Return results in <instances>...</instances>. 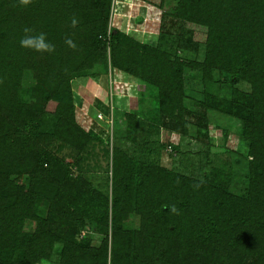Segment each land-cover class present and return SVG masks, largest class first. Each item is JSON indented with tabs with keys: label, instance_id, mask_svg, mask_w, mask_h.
<instances>
[{
	"label": "trees",
	"instance_id": "obj_1",
	"mask_svg": "<svg viewBox=\"0 0 264 264\" xmlns=\"http://www.w3.org/2000/svg\"><path fill=\"white\" fill-rule=\"evenodd\" d=\"M110 1L0 0V264H39L55 242L59 264H264V0H175L163 11L161 20L186 27L178 31L185 47H196L194 27L204 28L202 61L109 27ZM25 29L45 33L54 50L22 47ZM107 43L111 67L155 89L152 117L164 138L155 161L115 148L102 192L74 175L80 156L67 163L59 151L81 150L91 138L75 120L72 81L102 74L95 67ZM184 67L250 85L249 92L200 101L205 120L208 109L241 120L250 157L244 193L161 164V151L176 148L168 134L187 133ZM140 112H124L131 139ZM131 211L139 215L136 228L124 225ZM27 221L34 222L28 232ZM91 227L105 232L96 246L78 238Z\"/></svg>",
	"mask_w": 264,
	"mask_h": 264
},
{
	"label": "rangeland",
	"instance_id": "obj_2",
	"mask_svg": "<svg viewBox=\"0 0 264 264\" xmlns=\"http://www.w3.org/2000/svg\"><path fill=\"white\" fill-rule=\"evenodd\" d=\"M175 0H118L110 1L108 26L116 27L140 42H149L161 49L178 55L184 61H202L204 57V28L194 27L196 47L179 43L178 31H186L181 21L175 18L161 20L163 11L170 12ZM113 7V8H112ZM116 8V9H115ZM161 26V27H160ZM107 31V35H108ZM102 74L89 78L77 76L72 81L75 120L91 138L81 150L62 148L59 155L69 163L80 156V164L73 165L74 175L80 173L83 184L106 192L109 189L112 155L115 148L122 149L139 159L156 160L160 152L159 140L164 138L162 128L156 126L152 117L151 100L155 89L148 88L143 82L111 67L109 45L105 47V60H102ZM182 76L185 86L183 99L184 121L187 133L170 132L167 139L176 146L161 151V164L195 178L221 180L229 192L244 193L248 181V161L246 142L241 137V120L218 110H206V119L201 113L205 95L219 98L229 97L232 92H249L250 85L245 81L231 83L216 70L210 78H205L200 68L184 67ZM113 88L114 113L112 129L106 135V123L97 120L95 114L107 113L108 91ZM48 108H53L50 102ZM138 110L136 130L133 139L127 134L124 112ZM207 121V126L205 128ZM223 130H226L224 135ZM150 148L151 151L145 149ZM80 151V152H79ZM139 215L134 211L128 214L124 225L128 228L138 226ZM34 222L27 221L25 231H30ZM109 229L107 235L109 236ZM104 230L96 227L81 229L78 238H88L90 244L98 245ZM61 243L55 242L49 259L39 264H59L57 262Z\"/></svg>",
	"mask_w": 264,
	"mask_h": 264
},
{
	"label": "clouds",
	"instance_id": "obj_3",
	"mask_svg": "<svg viewBox=\"0 0 264 264\" xmlns=\"http://www.w3.org/2000/svg\"><path fill=\"white\" fill-rule=\"evenodd\" d=\"M23 4L30 3V0H21ZM77 21L73 19L72 24L75 26ZM25 37L20 40V44L22 47L37 51V52H48L51 53L54 50V45H52L47 37L46 34L43 32L36 33V34H28L30 33L29 29H25ZM66 43L70 46L75 48V44L71 39L66 40ZM175 211V208H173Z\"/></svg>",
	"mask_w": 264,
	"mask_h": 264
},
{
	"label": "built area",
	"instance_id": "obj_4",
	"mask_svg": "<svg viewBox=\"0 0 264 264\" xmlns=\"http://www.w3.org/2000/svg\"><path fill=\"white\" fill-rule=\"evenodd\" d=\"M112 1H113V4H114L118 0H112ZM107 95L109 97V102L106 104L107 113L102 114L100 111H97L95 116H96L97 119L103 120L106 123L107 126H106V133L105 134L109 135V132H111V129H112L113 111H114V105H113L114 92H113V88L112 87L109 88V91H108Z\"/></svg>",
	"mask_w": 264,
	"mask_h": 264
}]
</instances>
